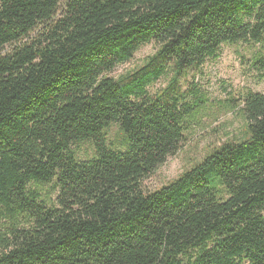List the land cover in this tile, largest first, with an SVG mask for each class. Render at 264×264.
Listing matches in <instances>:
<instances>
[{
    "label": "trees",
    "instance_id": "trees-1",
    "mask_svg": "<svg viewBox=\"0 0 264 264\" xmlns=\"http://www.w3.org/2000/svg\"><path fill=\"white\" fill-rule=\"evenodd\" d=\"M238 44L264 71V0H0V264H264L263 94L233 101L239 136L144 187L208 104L147 88Z\"/></svg>",
    "mask_w": 264,
    "mask_h": 264
},
{
    "label": "rangeland",
    "instance_id": "rangeland-1",
    "mask_svg": "<svg viewBox=\"0 0 264 264\" xmlns=\"http://www.w3.org/2000/svg\"><path fill=\"white\" fill-rule=\"evenodd\" d=\"M35 34L36 32L33 33ZM9 50L10 47H6L2 52ZM155 51L156 45L143 47L132 60L118 66L110 76L119 80L143 69L147 58ZM257 52L258 47L254 45H224L219 52L220 57L207 61L200 70L188 73L177 82H172L173 73L167 71L160 80L147 88L151 97L163 92L171 93L175 89L178 94L185 95L190 103L194 102V91L199 90L208 101L206 108L188 127L181 150L145 180L144 187L147 191L160 189L176 180L201 161L210 148L240 135L242 119L238 110L230 108L233 101H238L248 93L264 95V71L254 66ZM117 136L118 127L112 126L107 135L108 141L114 142ZM93 153L94 147L88 142L78 149V157L82 160L92 157ZM36 188L44 196L53 192L52 185ZM7 227L8 223L1 222L0 233L7 231Z\"/></svg>",
    "mask_w": 264,
    "mask_h": 264
}]
</instances>
